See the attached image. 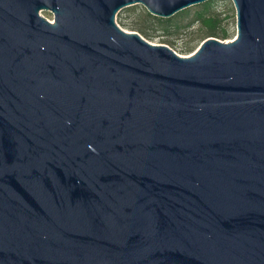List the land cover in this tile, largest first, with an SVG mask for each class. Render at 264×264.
<instances>
[{
    "label": "water",
    "instance_id": "1",
    "mask_svg": "<svg viewBox=\"0 0 264 264\" xmlns=\"http://www.w3.org/2000/svg\"><path fill=\"white\" fill-rule=\"evenodd\" d=\"M209 1L0 0V264H264V0L189 57L117 22Z\"/></svg>",
    "mask_w": 264,
    "mask_h": 264
},
{
    "label": "rangeland",
    "instance_id": "2",
    "mask_svg": "<svg viewBox=\"0 0 264 264\" xmlns=\"http://www.w3.org/2000/svg\"><path fill=\"white\" fill-rule=\"evenodd\" d=\"M212 10L225 19L224 25L229 28L230 37L228 39H221L226 42L234 41L238 37V16L237 9L233 0H213ZM202 5H196L187 9L185 14L180 12L174 16V21L171 24L161 25L154 24L142 18L140 14L143 11H147V8L143 5H136L123 9L118 15V24L129 32L133 31L131 26L138 24L146 29L151 39L146 38L151 43L156 45H168L174 49L178 54L189 57L192 56L206 41L201 39L206 34V27L199 22L192 24L194 18H196L197 12L203 10ZM150 13V12H149ZM41 15L53 22L54 16L50 12H41ZM168 28V30H167ZM210 38V37H209ZM189 48H193L192 51H187Z\"/></svg>",
    "mask_w": 264,
    "mask_h": 264
},
{
    "label": "trees",
    "instance_id": "3",
    "mask_svg": "<svg viewBox=\"0 0 264 264\" xmlns=\"http://www.w3.org/2000/svg\"><path fill=\"white\" fill-rule=\"evenodd\" d=\"M213 0L204 3L202 5L203 10L197 12L196 18L192 21V24L195 22L202 23L207 31L204 36L201 37L203 41L205 39H209V37H215V38H221V39H228L230 37V31L227 26L224 25L225 19H222L219 14H216L212 10V5H213ZM186 11V10H185ZM182 12L185 14L186 12ZM140 16L144 19H146L149 22H152L154 24H161V25H166V24H171L174 21V18L170 19H165V18H160L157 16L152 15L151 13L147 12L146 10L143 11ZM131 29L133 31H138L141 33L144 37L151 39L150 33L144 29L143 27L139 26L138 24H134L131 26ZM168 30V28H167ZM193 48H189L187 51H192Z\"/></svg>",
    "mask_w": 264,
    "mask_h": 264
}]
</instances>
